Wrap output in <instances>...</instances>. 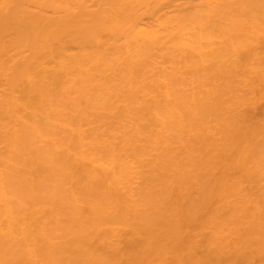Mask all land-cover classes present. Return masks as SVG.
Wrapping results in <instances>:
<instances>
[{
	"label": "bare ground",
	"instance_id": "6f19581e",
	"mask_svg": "<svg viewBox=\"0 0 264 264\" xmlns=\"http://www.w3.org/2000/svg\"><path fill=\"white\" fill-rule=\"evenodd\" d=\"M259 49L264 0H0V264H264Z\"/></svg>",
	"mask_w": 264,
	"mask_h": 264
},
{
	"label": "rangeland",
	"instance_id": "374dc122",
	"mask_svg": "<svg viewBox=\"0 0 264 264\" xmlns=\"http://www.w3.org/2000/svg\"><path fill=\"white\" fill-rule=\"evenodd\" d=\"M241 59V58H240ZM257 69H264V49H259V59L256 62ZM237 67V66H236ZM236 67H231L229 69L224 70H214V74L216 75V85H218L216 91V98L214 97V101L206 110V118L211 122H216L222 124L225 119L228 118L231 114V110H233L234 104L232 101H229L230 95L223 93L222 86L228 82V77L237 70ZM247 120L246 125L253 126L255 124H259L260 121L264 118V103H258L249 110L246 111ZM261 137V136H260ZM241 138L234 137L233 140H230L231 146L232 144L241 143ZM196 155L193 160L191 175L195 176V178L191 179L189 177L188 172L185 170L183 166H179V171L176 174L177 178L184 180L186 177V182L191 181L197 182V186H190L189 191L186 195L187 203L186 210L189 213H195L198 210L199 204L203 197L208 193V187L211 183L213 176L217 173L224 163H231L233 156L235 154L234 148L228 149L225 152H222L217 155L216 162L212 164H208L203 160L204 154L202 152L201 147L196 145ZM243 150V154L247 153L248 155H253L257 152V147L255 144L245 147ZM256 159L264 162V155L261 154L256 155ZM179 161V159L177 160ZM172 169L170 172H173ZM168 206L163 204L158 210L157 213L160 215L162 219L165 220V215L167 214ZM164 221L155 220L151 222V225L156 228L163 225Z\"/></svg>",
	"mask_w": 264,
	"mask_h": 264
}]
</instances>
